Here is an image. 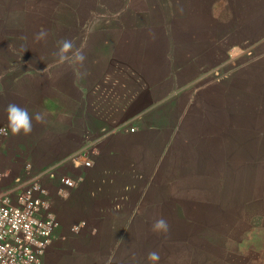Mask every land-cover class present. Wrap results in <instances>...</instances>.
<instances>
[{
    "label": "rangeland",
    "instance_id": "374dc122",
    "mask_svg": "<svg viewBox=\"0 0 264 264\" xmlns=\"http://www.w3.org/2000/svg\"><path fill=\"white\" fill-rule=\"evenodd\" d=\"M63 40L82 50V66L59 62ZM50 74L81 82L92 112L130 132L137 111L170 106L172 145L185 142L188 159L219 175L218 189L203 188L207 204L193 194L184 210L171 204L167 233L144 237L140 227L137 253L98 243V253L74 264H264V0H0V90L20 85L35 101ZM8 132L0 165L16 136ZM153 251L157 262L148 259Z\"/></svg>",
    "mask_w": 264,
    "mask_h": 264
},
{
    "label": "crops",
    "instance_id": "0c3cea01",
    "mask_svg": "<svg viewBox=\"0 0 264 264\" xmlns=\"http://www.w3.org/2000/svg\"><path fill=\"white\" fill-rule=\"evenodd\" d=\"M59 78L56 74L42 77L45 84L34 92L35 101L20 85L0 90L4 108L16 103L33 116L32 132L16 135L5 144L0 194L8 190L18 193L34 180L50 191L60 228L46 253L47 264H74L81 254L90 260L98 253V243L118 246L120 252L128 247L132 252L134 247L137 253L140 227L145 228L142 236H149V231L153 235V224L160 219L158 212L170 225L171 204L175 210H184L186 196L193 194L199 196L193 198L195 203L202 206L204 186L218 189L219 175L213 173L212 164L208 172L200 160L187 158L185 142L172 145L170 106H152L134 113L130 119L137 122V131L132 133L120 119L113 121L92 112L81 82ZM17 79L19 83L23 77ZM36 113L44 115L43 122L35 120ZM0 128L8 129L7 118ZM258 131L264 139V123ZM85 153L92 163L90 168L84 167ZM258 162L264 164V151ZM63 178L74 180L75 187L65 188ZM211 205L220 208L219 203ZM241 208L230 215L239 216ZM243 221L235 220L238 227L246 224ZM81 222L87 227L76 236L70 228ZM92 227L98 228L97 234H92ZM71 238L82 239L75 243ZM104 257L110 258L107 254Z\"/></svg>",
    "mask_w": 264,
    "mask_h": 264
},
{
    "label": "built area",
    "instance_id": "2783aa9c",
    "mask_svg": "<svg viewBox=\"0 0 264 264\" xmlns=\"http://www.w3.org/2000/svg\"><path fill=\"white\" fill-rule=\"evenodd\" d=\"M87 155H82L86 158L84 167L90 168L92 163ZM62 183L67 189L76 185L71 178H63ZM13 192L8 190L0 194V264H47L46 253L60 228L50 201V191L34 180L15 197ZM86 227L87 223L81 222L71 231L80 234Z\"/></svg>",
    "mask_w": 264,
    "mask_h": 264
},
{
    "label": "clouds",
    "instance_id": "9594fccd",
    "mask_svg": "<svg viewBox=\"0 0 264 264\" xmlns=\"http://www.w3.org/2000/svg\"><path fill=\"white\" fill-rule=\"evenodd\" d=\"M46 36L47 33L45 31H41L37 34L36 38L38 40H42L45 39ZM69 53H71V55H69ZM55 55L58 56L60 63H64L67 61L72 64H80L81 66L86 59L81 49L74 50L73 42L70 40L61 41L58 52ZM6 112L8 119V129L0 128V134L7 135L8 130H10L13 135H19L21 133L28 135L32 132L33 116L29 114V111L26 108H23L16 103H9L6 107ZM35 120L37 122H43L44 115L41 113H36ZM168 229L169 225L163 218L156 220L153 224V231L155 232L167 233ZM148 259L153 262L159 261V253L154 251L150 252L148 255Z\"/></svg>",
    "mask_w": 264,
    "mask_h": 264
}]
</instances>
